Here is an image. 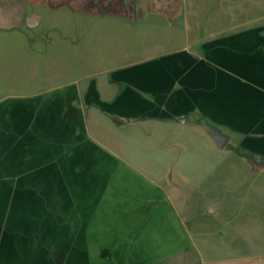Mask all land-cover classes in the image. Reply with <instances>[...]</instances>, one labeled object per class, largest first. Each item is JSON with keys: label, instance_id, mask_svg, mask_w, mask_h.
<instances>
[{"label": "crops", "instance_id": "crops-1", "mask_svg": "<svg viewBox=\"0 0 264 264\" xmlns=\"http://www.w3.org/2000/svg\"><path fill=\"white\" fill-rule=\"evenodd\" d=\"M180 5V0H0V264H43L44 244L51 245L53 258L77 257L86 264H202L183 218L163 203L164 195L121 166L91 135L106 128L100 112L137 116L143 98L138 91L147 87L131 74L107 85H116L115 93L106 87L93 93L82 73L85 64L75 61L67 35L62 44L45 46L13 38L30 28L26 20L32 15L40 17V25V10L53 17L64 11L66 19L83 14L117 26L155 15L179 18ZM59 21L55 18L53 26ZM97 24L83 36L101 35L102 24ZM251 33L243 41L261 36ZM85 41L83 53L91 50V39ZM242 50L240 62L230 50V84L248 85L247 68L264 66V50L257 63L245 56L250 47L245 44ZM174 64L169 66L185 67L187 61ZM179 80L185 83L187 76ZM258 88L264 93L261 83ZM162 90L169 88L164 84ZM100 101L113 102L105 110L92 108ZM168 105L175 119L194 110L193 101ZM208 264H264V257Z\"/></svg>", "mask_w": 264, "mask_h": 264}, {"label": "rangeland", "instance_id": "rangeland-1", "mask_svg": "<svg viewBox=\"0 0 264 264\" xmlns=\"http://www.w3.org/2000/svg\"><path fill=\"white\" fill-rule=\"evenodd\" d=\"M180 4L179 18L155 15L117 26L83 14L66 19L64 11L53 17L40 10L44 14L40 25L13 38L22 44L30 38L45 46L62 44V35H67L75 61L85 64L81 72L88 76L93 93L106 87L113 94L118 87L107 85L115 79L137 77L147 87L138 91L143 97L138 115L115 118L109 110L100 112L106 128L91 135L121 166L164 195L163 203L183 218L194 255L202 264L264 257V169L259 166L264 162V93L258 91L260 83L264 87V66L247 68L249 86L230 84V50L240 62L246 44L252 50L245 52L251 62L262 58L264 44L259 45L258 38L264 40V0H180ZM55 18L60 19L56 27ZM97 23L103 26L101 35L83 36ZM254 31L261 36L243 41ZM89 38L91 50L83 53ZM115 58L114 67H109ZM186 61L185 67L169 66ZM97 62L102 66L96 67ZM184 75L185 83L179 80ZM164 84L169 91L162 90ZM168 101L185 105L193 101L194 110L175 119ZM105 102L92 108L101 111L113 101ZM204 123L229 136L223 149L203 130ZM50 247L43 245V264L88 262L57 259L56 254L53 258Z\"/></svg>", "mask_w": 264, "mask_h": 264}, {"label": "water", "instance_id": "water-1", "mask_svg": "<svg viewBox=\"0 0 264 264\" xmlns=\"http://www.w3.org/2000/svg\"><path fill=\"white\" fill-rule=\"evenodd\" d=\"M39 20H40V17L38 15H32L26 20V25L32 28L38 24ZM202 128L206 132V134H208L211 137L214 144L218 148L223 149L228 143L229 136L223 134L216 125H213L211 123H204L202 125ZM259 166L264 169V162L260 163Z\"/></svg>", "mask_w": 264, "mask_h": 264}]
</instances>
